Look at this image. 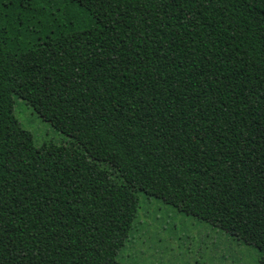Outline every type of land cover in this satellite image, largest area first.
<instances>
[{"label":"trees","instance_id":"trees-1","mask_svg":"<svg viewBox=\"0 0 264 264\" xmlns=\"http://www.w3.org/2000/svg\"><path fill=\"white\" fill-rule=\"evenodd\" d=\"M0 7L7 24L0 120L19 142L0 182L8 189L6 219L17 243L35 248L51 236L53 248L63 245L53 264H97L91 245L100 233L82 240L81 233L112 220L127 239L134 223L127 202L140 191L238 238L237 220L264 216V27L256 20L264 17V6L236 7L244 31L235 41L231 29L222 34L217 13L223 9L215 5L203 10L197 27L179 20L174 8L141 5L137 14L133 5L127 14L109 9L98 20L95 0H47L23 13L44 20L31 30L17 24V3L0 0ZM166 14L173 19L161 24ZM213 29L220 39L209 51ZM36 52L40 60L26 59ZM21 69L28 76L49 73L48 88H13L24 79ZM15 94L72 141L38 147L14 113ZM12 154L9 146L5 158ZM165 177L171 178L168 187ZM185 188L198 191L189 197ZM176 193L182 198L174 199Z\"/></svg>","mask_w":264,"mask_h":264},{"label":"snow or ice","instance_id":"snow-or-ice-1","mask_svg":"<svg viewBox=\"0 0 264 264\" xmlns=\"http://www.w3.org/2000/svg\"><path fill=\"white\" fill-rule=\"evenodd\" d=\"M13 3L18 4V19L17 24L24 25L27 29H37L44 26V20L37 18L34 15L24 17L23 13L26 11H38L34 9L33 5L39 4L41 8L44 7L47 0H11ZM96 9L99 12L98 20L108 16L109 9L115 10L117 8L120 11L127 14V6L135 5L134 11L139 14L142 11L141 5H154L157 10H163L167 8H174L181 15L179 20L186 23L199 26L197 20L203 15V10H214L213 6H218L223 11L217 13L220 19L217 21L223 28V35H228L229 29H231L230 39L236 40L237 31H244L241 27V21L237 20L236 7H243L245 10L251 8L255 11V7L264 6V0H95ZM229 4L232 5L229 8ZM187 13L185 15L184 13ZM225 13H228L229 18L225 20ZM160 23L165 24L172 20L173 17L165 15L159 17ZM120 20L119 12L114 20L113 24L118 23ZM256 20L260 22L261 27H264V17L259 14L256 16ZM28 21H33L31 24ZM102 32L110 31L109 28L99 25ZM7 29V24L3 20V11L0 7V51L3 50L2 46L5 43L4 33ZM74 31L86 34L87 29H74ZM19 35V33H17ZM220 39L215 29L210 32L208 45L209 51H212V45L216 44ZM195 46V45H193ZM63 51V45L60 46ZM239 45L237 44V48ZM237 48H233L232 51L236 52ZM29 51H35L30 49ZM118 54L119 50H115ZM61 53H56L60 56ZM66 55V53H64ZM219 56L218 53H213ZM195 55V52H193ZM41 53L36 52L35 56L26 57L27 60L35 62L40 60ZM48 59H53L51 53L48 54ZM113 61L117 59V56L112 57ZM20 61L17 58L13 62V66ZM43 63L44 61H40ZM32 72L31 68L27 70ZM20 76L24 77L23 81L19 85H13V88L19 86L21 88L26 86L36 87L37 91L48 88V84L44 82L49 73H33L32 75H26L25 70H20ZM3 96V75L0 73V97ZM182 119V118H181ZM241 120L243 117L240 118ZM243 132V129H241ZM15 132L3 124L0 120V181L4 175V165L11 164L18 156L16 149L19 142H13ZM245 139L240 138L241 147L245 146ZM11 146L13 154L11 157L5 158V150ZM262 175H264V169H261ZM163 177V173H161ZM171 179L165 177V187H168L167 181ZM175 179H179L178 177ZM175 182V181H174ZM135 188V183L131 185ZM184 191L189 197L197 193V189H193L188 192L187 188ZM8 193V189L5 182H0V264H12L15 259L17 264H32L35 260L36 264H53L57 259H61L59 247L63 246L62 243L59 246L53 248V238L51 236L45 237L42 244H37L35 248L31 244H25L24 242L17 243L16 238L10 234L8 227L7 216L11 213L7 212L8 200L5 199V195ZM182 193H176L174 199H181ZM18 204H13V208H18ZM131 208V204L128 205ZM162 211V209L160 210ZM98 214L92 213L93 218ZM155 223L147 224L144 222V217L136 221L137 225H143L140 229V234L133 233V237L126 239L125 234L117 231L118 225L112 220H108L104 227L101 228L97 224L94 228H85L81 233V240L85 235H89L92 232H99L100 237L91 245L92 248L97 250L99 259L97 264H264V216H249L245 219L241 217L237 220V224L240 226L239 239L245 243L243 245L244 251L240 253V259H237L233 255V249L231 246L225 248L222 244L217 243L215 238L210 233L198 234L188 233L181 228V221H160L159 217L152 218ZM233 219H236L235 216ZM170 225L175 231L170 229ZM56 240H60L61 237H56ZM239 242V241H238ZM163 245V247H162ZM165 248L167 252L165 253ZM48 249H53L51 252ZM90 249L86 248L85 251ZM11 253L5 260V253ZM107 253V256H104ZM173 254L177 259L171 261L166 259H157V254ZM133 254L135 258H133ZM51 256V260L49 259ZM115 257V258H113ZM182 257V259H180Z\"/></svg>","mask_w":264,"mask_h":264},{"label":"rangeland","instance_id":"rangeland-1","mask_svg":"<svg viewBox=\"0 0 264 264\" xmlns=\"http://www.w3.org/2000/svg\"><path fill=\"white\" fill-rule=\"evenodd\" d=\"M73 8V7H72ZM57 12L59 14L64 13L63 7L59 6ZM62 18H65L62 16ZM14 113L19 119L21 125L32 132L35 143L38 147L44 144L64 145L69 144L72 140L71 137L65 133L59 131L53 126L50 121L44 120L40 114L25 100L18 95H14ZM131 204L132 210H134V223L129 233V237H133V233L140 234V229L143 225H137L136 221L141 216L144 217V222L147 224L155 223L152 219L158 216L160 221H181V228L188 233H210L217 243L222 244L225 248L231 246L233 249V255L240 259V253L244 251V241L240 240L237 236L233 235L227 230L221 229L211 222L204 219H200L192 214H187L181 211L174 205L167 203L164 199L149 196L144 192L133 193V196L127 202V206ZM129 208V207H128ZM162 209V211H160ZM170 229L175 231L170 225ZM128 237V238H129ZM239 241V242H238ZM163 247V245H162ZM167 249L165 248V253ZM133 258H135L133 254ZM157 259L173 260L177 259L173 254H157ZM182 259V257H180Z\"/></svg>","mask_w":264,"mask_h":264}]
</instances>
